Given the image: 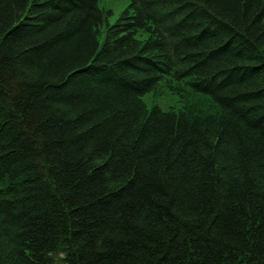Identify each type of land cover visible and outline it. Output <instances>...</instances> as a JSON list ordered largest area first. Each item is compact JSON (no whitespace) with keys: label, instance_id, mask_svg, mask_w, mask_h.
Wrapping results in <instances>:
<instances>
[{"label":"trees","instance_id":"16d2710c","mask_svg":"<svg viewBox=\"0 0 264 264\" xmlns=\"http://www.w3.org/2000/svg\"><path fill=\"white\" fill-rule=\"evenodd\" d=\"M173 1L0 0V264H264V0Z\"/></svg>","mask_w":264,"mask_h":264},{"label":"rangeland","instance_id":"374dc122","mask_svg":"<svg viewBox=\"0 0 264 264\" xmlns=\"http://www.w3.org/2000/svg\"><path fill=\"white\" fill-rule=\"evenodd\" d=\"M129 1L130 0H100L99 5L101 8L110 11V14L107 12V19L109 23H113L119 13L129 5ZM99 36V40L102 41V33ZM143 100L148 109L153 106H157L162 110H167L169 107H181L179 95L171 93L166 88L160 89V92L155 95L152 93L144 95Z\"/></svg>","mask_w":264,"mask_h":264},{"label":"bare ground","instance_id":"6f19581e","mask_svg":"<svg viewBox=\"0 0 264 264\" xmlns=\"http://www.w3.org/2000/svg\"><path fill=\"white\" fill-rule=\"evenodd\" d=\"M131 1V0H130ZM130 1H129V3H130ZM136 1V0H135ZM186 0H175V2L173 1V7H174V10H176V7H178L179 6V4H184V2H185ZM165 9H167V5H165V4H160V10L161 11H163V10H165ZM166 11V10H165ZM165 11H163L162 12V14H165ZM161 16H164V15H161ZM173 16H175L176 18H178L179 20L181 19V16H179V15H177V13L175 12H170V11H168L166 14H165V18H167V20L168 19H170L171 17H173ZM178 16V17H177ZM169 22V21H168ZM173 26V25H172ZM175 26V25H174ZM170 59L173 61V59L171 58V56H170Z\"/></svg>","mask_w":264,"mask_h":264}]
</instances>
